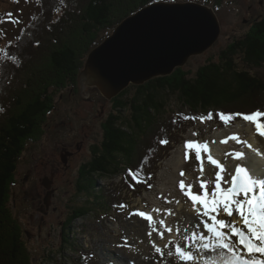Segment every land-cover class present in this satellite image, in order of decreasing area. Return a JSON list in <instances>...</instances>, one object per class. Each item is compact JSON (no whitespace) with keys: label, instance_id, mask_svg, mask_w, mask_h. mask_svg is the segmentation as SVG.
Listing matches in <instances>:
<instances>
[{"label":"rangeland","instance_id":"1","mask_svg":"<svg viewBox=\"0 0 264 264\" xmlns=\"http://www.w3.org/2000/svg\"><path fill=\"white\" fill-rule=\"evenodd\" d=\"M137 1L134 0L133 3ZM174 1L187 0H171L170 2ZM210 1L213 2V0ZM41 3L42 0H0V56L4 55L6 44L24 35L32 26V21L41 17L43 12ZM79 3L85 6L86 0H80ZM116 3L114 14L128 8L125 7L127 3ZM217 6L215 10L221 28L216 42L203 53L190 56L185 65L177 67L188 71L190 76L195 75L204 64L216 61L220 50L235 38L240 37L250 28L253 21L264 14V0H219ZM73 36L75 35L62 36L60 44L74 45L75 48L80 49L82 40L77 37L79 41H76L77 38ZM49 47L45 44L37 52L35 59L38 63L33 64L31 59L25 58L23 72L31 69L35 74L33 79L29 78L28 83L36 84L34 82L40 80V75L42 77L56 76L57 71L51 67L47 57ZM254 73H258L264 82V67L254 70ZM17 80V78L12 80V84ZM75 89L76 93H73L70 88H65L55 96L50 95L54 107L42 117L39 129L34 135L35 141L27 144L18 162L16 184L13 186L9 205H7L11 209L12 216H15L22 226L20 237L24 239L28 247L31 264H80L75 261L80 255L76 250L78 245L71 249L65 248L64 255L61 253V226L63 227L66 223L74 208L81 207L86 202L85 194L79 193L74 185L77 179V166L91 155V146L101 144L103 123L110 115L112 105L109 99L101 95L95 87L86 89L81 95L78 87ZM246 103H248L247 99L240 102L239 106L225 108L223 105V107L203 112L185 106L176 96L168 98L165 112L157 116L156 121L148 126L150 128H147L146 134L140 137L129 167L98 180V189L99 186L101 189L105 188V194L111 200L108 201V209L103 210L94 205L95 208H90L87 214L79 217L77 215L72 220L75 230L73 242L94 254L93 264H131L133 256L137 257L135 255L138 253H140L138 256L146 257L156 252L154 244L160 249L165 246L167 253L173 252V249L175 251V246H181V243H184L182 247L186 251H189L191 247H201V243L196 246L194 244L197 242V234L203 227V222L199 231L196 232V239L191 241L186 239L195 233L191 232L189 225L195 221L193 216L197 215L193 201L186 193L190 190L193 194L202 197L207 195L211 199L214 183H209L206 189H201L199 182L200 180L214 181L215 173L220 169L212 165L204 153H202V159L198 161L194 151L185 148V141L208 142L211 155L223 165L224 180L230 178L229 173H234L237 163L249 168L248 154L253 151L247 144L237 143L231 139H228L227 143H221V141L231 137L232 134H238L241 141H247L264 156V137L257 134L253 125L243 119L234 120L225 125L217 115L220 112L226 113L225 109H232L231 112H236L235 110L240 107L247 110L254 109V107L249 108L250 106ZM209 114H212L211 119H207ZM123 115H126L125 111ZM201 116L206 117L203 122L200 119H185V117ZM66 140L74 143L84 140V145H81V151L75 153L74 160L69 161L66 170L61 168L62 165H57L62 172L56 176L57 187L48 198H46L48 195L43 197V200L46 198L54 210L50 209L48 214L38 218L34 211L21 210L19 203L14 205L13 192L17 191L18 201H20L21 196L24 195L21 181L31 165H34L35 159L43 157L45 150H48V155L57 159L58 150H55V143L66 142ZM161 140H166L167 143H160ZM39 151L40 154H36ZM236 151L243 152L244 158L234 159L232 155H226ZM36 168L39 169L38 166ZM129 170L136 174L139 183L129 175ZM180 181L186 185L183 191L179 187ZM188 185H191V189L187 188ZM221 186L227 187L223 180ZM34 196H37L36 192ZM196 208L203 211L199 203L196 204ZM156 209L159 211H154ZM137 210L152 215L151 228L147 219L139 215H130ZM233 213L236 212L233 210ZM222 216L223 218L220 216L219 219L232 220V217L226 214ZM62 222H64L63 225ZM196 224L199 227V222ZM167 228H171V231H167ZM150 231L151 236H149ZM205 232L204 229L201 234L204 235ZM160 233H163V236ZM9 242L8 239L3 240L4 251L0 255V264H4L5 251L8 253L11 251L12 245ZM202 257V262L198 263L197 257L195 261L198 264H220L217 261L213 262L215 256L202 255ZM205 258L206 261H204Z\"/></svg>","mask_w":264,"mask_h":264},{"label":"trees","instance_id":"2","mask_svg":"<svg viewBox=\"0 0 264 264\" xmlns=\"http://www.w3.org/2000/svg\"><path fill=\"white\" fill-rule=\"evenodd\" d=\"M133 1L86 0L83 6L80 0H42L41 17L32 21L24 35L5 45L4 55L0 56V255L4 251V239L10 240L12 248L9 253L5 251L4 264H31L28 247L20 237L22 226L7 205L16 184L18 162L27 144L35 141L42 117L54 107L50 95L55 96L65 88L76 93L78 74L88 53L124 18L160 0ZM115 2L127 3L125 7L128 8L114 14ZM218 2L216 0L215 8ZM252 23L246 32L220 50L216 61L204 64L195 75L190 76L188 71L177 68L170 75L157 76L139 85L131 84L108 100L112 111L103 123L101 144L92 147L91 155L78 169L74 184L79 193L85 194L86 202L74 208L61 226L63 255L67 247L71 249L78 245L77 251L83 249L73 242L72 220L77 215L87 214L94 205L108 209L111 200L105 194V188L98 189V180L129 167L140 137L146 134L157 116L165 112L170 96L203 112L223 105L225 108L239 106L246 99V105L254 109L240 107L236 112L264 111V82L258 73H254L264 67V14ZM70 34L82 40L80 49L60 44V38ZM45 44L50 46L47 57L57 74L40 75L36 84H30L29 78L33 79L35 74L31 69L23 72L26 59H31L33 64L37 62L35 56ZM23 75L28 78L26 81ZM15 78L18 80L12 84ZM231 110L224 111L236 113ZM88 255L84 250L77 260L74 259L77 263L89 264ZM68 257L70 261L71 256Z\"/></svg>","mask_w":264,"mask_h":264},{"label":"water","instance_id":"3","mask_svg":"<svg viewBox=\"0 0 264 264\" xmlns=\"http://www.w3.org/2000/svg\"><path fill=\"white\" fill-rule=\"evenodd\" d=\"M220 28L212 6L192 0L151 2L88 53L78 74L79 93L95 87L112 99L131 84L169 75L211 47Z\"/></svg>","mask_w":264,"mask_h":264},{"label":"snow or ice","instance_id":"4","mask_svg":"<svg viewBox=\"0 0 264 264\" xmlns=\"http://www.w3.org/2000/svg\"><path fill=\"white\" fill-rule=\"evenodd\" d=\"M219 119L229 124L237 117L242 118L245 122L253 125L254 130L261 137H264V111L256 109L250 113H224L217 114ZM200 119L203 122L206 117H185V119ZM212 114H209L207 119H211ZM228 139L234 140L237 143L247 144V146L256 155L261 153L248 144L247 141H241L238 134H232L231 137L221 141V143H227ZM160 143H167L166 140H161ZM185 148L194 151L196 159L199 161L202 159V153L206 154L207 160L219 168V171L215 173V180L204 181L200 180L201 189H206V185L214 183L215 187L211 191V199L198 194H193L190 190L186 193L193 201V207L197 215L208 217L211 223L207 220L203 221V228L209 234L207 236L200 235V241H207L202 244L203 249L210 247L218 249L221 256L220 264H264V168H257L256 171H252L250 168L243 166L239 163L235 165L234 173H229V179L224 180L222 172L224 171L223 165L216 160L210 152L208 142L204 141H185ZM232 155L234 159H243L244 153L236 151L234 153L226 154ZM185 158H188V152L185 153ZM202 172V168L200 169ZM129 175L137 179L136 174L129 170ZM183 175V172H181ZM227 185V187L221 186V181ZM179 187L183 191L186 187L183 181L179 182ZM191 189V185L187 186ZM199 203L203 211L200 208H196V204ZM121 207H124L121 205ZM233 210L238 214L239 221L225 219H218L217 216L222 212L228 217L233 216ZM154 211H159L158 209ZM139 215L143 219H147L150 224L153 217L150 213L137 210L130 215ZM163 224V221H161ZM227 229L228 231H225ZM167 231H171V228H167ZM151 231L149 236H151ZM163 236V233H160ZM233 237L236 239L233 240ZM188 240H195L196 233H193L191 237H186ZM155 251L161 252L159 247L153 245ZM168 255H173L169 252ZM175 255L180 260L187 262L193 260L191 252L184 250L180 245L175 246Z\"/></svg>","mask_w":264,"mask_h":264},{"label":"flooded vegetation","instance_id":"5","mask_svg":"<svg viewBox=\"0 0 264 264\" xmlns=\"http://www.w3.org/2000/svg\"><path fill=\"white\" fill-rule=\"evenodd\" d=\"M211 3L215 5L214 0L213 2L211 1ZM55 144V150H58V154L56 155L58 158L56 159L54 156L52 158L51 155L47 154L48 150H45V155H43V157H37L35 159L34 165H31L28 173L25 174L24 178L21 181L24 195L21 196L20 201H18L17 191L13 192V204L16 205V203H19V206H21L20 209L23 211H34L38 218L44 217V215L48 214L50 209H52L49 202L46 203L45 199L43 200V197L48 194L50 196L52 191L54 192L57 187L55 185L56 176L59 172L62 173L57 165H62L61 168L63 170H66V168L69 166V161L74 160L75 153L81 151V145H84V140L75 143L66 140V142H56ZM92 147L93 146H91L90 150L92 149ZM36 154H40V151L39 153L36 152ZM42 158H44V160ZM83 163L84 162L79 163V165L77 166V172L80 165ZM36 166H38L39 169H37ZM48 170L50 173H47ZM44 183L48 184L49 187H46ZM34 192H36L37 196H34ZM53 210L54 209H52V211Z\"/></svg>","mask_w":264,"mask_h":264},{"label":"bare ground","instance_id":"6","mask_svg":"<svg viewBox=\"0 0 264 264\" xmlns=\"http://www.w3.org/2000/svg\"><path fill=\"white\" fill-rule=\"evenodd\" d=\"M214 11H215V13L217 15V12H216L215 9H214ZM217 19H218V22L220 23V20H219L218 15H217ZM165 76H167V75H165ZM109 100H111V99H109ZM248 160H249V168L252 171H256L257 168H264V156L263 155H256V153L250 152L248 154ZM222 214L223 213L221 212L217 216V218L219 219L220 216L223 218ZM193 218H194L195 221L192 222L191 225H189V229L191 230V232H195V233L197 231H199L200 225H202L201 222H203L205 220H209L208 217H204L202 215H195V216H193ZM200 218L202 219V221H201ZM232 220L239 221V216H238L237 213H233ZM197 222H199V227L196 224ZM209 222L211 223L210 220H209ZM191 226H195V227H191ZM203 230H204V228L202 227L200 229L199 233L197 234V242L194 244V246H196L197 244H200V243L203 244V243L207 242V241H200L199 240V236L202 235L201 234V231H203ZM224 230L225 231H228L227 229H224ZM204 235L207 236L209 234L207 232H205ZM235 239L236 238L233 237V240H235ZM174 241H175V239H174ZM183 245H184V243H181V246H183ZM164 248H165V246H163V248L161 247V250H162V253L163 254H161V252H157L156 251V252H153L152 254L150 253L148 256L145 257L144 255L138 256V254H140V253H138L137 255H135L137 257H134L133 256L132 263L131 264H185V262L180 261L176 257L174 249H173V252H172L173 255L170 256V255H168L167 252H165V249ZM189 252H192L194 258H193V260L187 262V264H198L199 262H202V260H203L202 255H204V256H212V257L215 256V259H214L213 262H215V261L220 262L221 261V256H220L219 250L218 249H215V248H212V247H210L208 249H202V245H201L200 248H198V247H191V248H189ZM146 255H147V253H146ZM196 257L198 259V263L195 261ZM206 260L207 259L205 258L204 261H206ZM212 264H214V263H212Z\"/></svg>","mask_w":264,"mask_h":264}]
</instances>
